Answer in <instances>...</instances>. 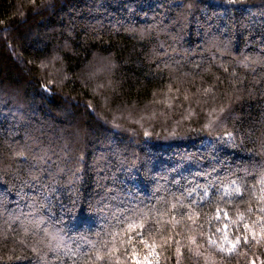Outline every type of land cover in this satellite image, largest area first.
<instances>
[{
  "label": "trees",
  "instance_id": "1",
  "mask_svg": "<svg viewBox=\"0 0 264 264\" xmlns=\"http://www.w3.org/2000/svg\"><path fill=\"white\" fill-rule=\"evenodd\" d=\"M0 264H264V0H0Z\"/></svg>",
  "mask_w": 264,
  "mask_h": 264
},
{
  "label": "snow or ice",
  "instance_id": "2",
  "mask_svg": "<svg viewBox=\"0 0 264 264\" xmlns=\"http://www.w3.org/2000/svg\"><path fill=\"white\" fill-rule=\"evenodd\" d=\"M238 191V190H237ZM239 237H237V239H236V243H234V244H232V247L231 248H229V249H224V248H221V251H227V252H232V251H234L235 249H236V245L239 243ZM245 242H247V238L245 237Z\"/></svg>",
  "mask_w": 264,
  "mask_h": 264
}]
</instances>
